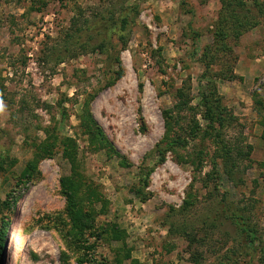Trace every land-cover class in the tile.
<instances>
[{
  "label": "rangeland",
  "instance_id": "1",
  "mask_svg": "<svg viewBox=\"0 0 264 264\" xmlns=\"http://www.w3.org/2000/svg\"><path fill=\"white\" fill-rule=\"evenodd\" d=\"M209 81L241 152L220 174L198 104ZM0 149V264H76L56 229L63 179L105 264H247L224 199L264 241V0H0Z\"/></svg>",
  "mask_w": 264,
  "mask_h": 264
},
{
  "label": "trees",
  "instance_id": "2",
  "mask_svg": "<svg viewBox=\"0 0 264 264\" xmlns=\"http://www.w3.org/2000/svg\"><path fill=\"white\" fill-rule=\"evenodd\" d=\"M135 7L136 6L133 5L125 8L126 10L121 13L114 26L116 28V37L120 41L121 46H124L127 42L126 35L129 32L128 25L134 22V15L136 12ZM84 45L88 46V43H85ZM84 45L81 44L83 48ZM97 45L99 48L102 46L101 43H98ZM95 47L96 45L91 49H94ZM207 68H209L208 65ZM202 77L204 78L205 75ZM179 93L182 95L180 90ZM186 103L187 96L179 103V105L181 106ZM198 104L203 108L201 114L206 121L204 132L212 137L213 142L217 145V150L211 158V172L216 171V173L220 174L217 166L221 165L225 168L231 158V152L234 149L238 150L237 147L232 149V147L221 138L220 128L224 125L227 119L231 121L234 120L235 117L224 105L221 104V98L217 93L215 85L211 81L206 84L205 88L199 89ZM62 141L67 145L66 142H68L69 139L64 137ZM184 142V138L180 135L171 137L166 136L161 141L155 143L153 150L161 157L160 159H162L165 151L182 146ZM250 148L251 146L248 145L246 155H248ZM236 153L241 152L238 150ZM2 154H5V152L3 149H0V168L2 167L1 165L4 158ZM65 154H68L67 150H65ZM153 169V166L140 168L137 173V182L133 190L142 200L145 199L144 189L147 186L148 178ZM62 185V192L66 198V210L69 220H60V224L56 225V229L65 239L67 246L77 252L75 258L76 264H105L104 262L99 261L93 254L94 242L90 241V235L88 234V231L93 225L90 222V218L86 216V212H84L80 202L76 201L74 188H72L70 183H66L65 179H63ZM224 202V206L227 207V210L229 211L228 217L231 218L235 225L236 232L242 237V246L245 248L244 254L248 256L247 264H264V241L262 236L249 226L236 207L229 206L225 199ZM87 229L89 230L87 231ZM3 242L4 231H0V252ZM249 250H251V252ZM63 255L65 256V252H63ZM255 256L257 263L254 262Z\"/></svg>",
  "mask_w": 264,
  "mask_h": 264
}]
</instances>
